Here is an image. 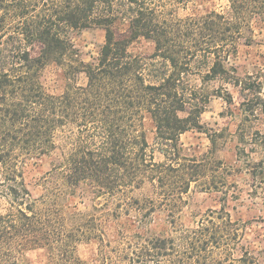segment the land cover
I'll return each mask as SVG.
<instances>
[{
  "label": "trees",
  "instance_id": "16d2710c",
  "mask_svg": "<svg viewBox=\"0 0 264 264\" xmlns=\"http://www.w3.org/2000/svg\"><path fill=\"white\" fill-rule=\"evenodd\" d=\"M185 2L0 0V264H23L38 249L44 264H264V249L242 243L248 222L226 211L235 197L229 185L211 184L220 162L211 169L210 156L188 158L180 145L181 134L203 128L210 98L220 97L238 105L239 163L251 142L259 158L242 163L253 178L264 175V132L255 139L244 127L249 115L264 122V68L239 75L229 64L241 44L254 42L255 27L264 28V0H228L226 14L180 17ZM89 28L103 29L105 39L85 61L71 34ZM139 38L154 44L152 54L129 50ZM53 63L67 80L60 94L42 81ZM193 74L200 87L189 83ZM209 83L218 86L208 90ZM146 116L156 148L146 139ZM56 149L61 158L35 197L24 167ZM205 179L223 195L218 210L193 228L147 233L154 214L178 213L191 185ZM145 187L151 193L136 194ZM86 197L90 206L81 210L76 200ZM90 240L97 253L83 262L76 249Z\"/></svg>",
  "mask_w": 264,
  "mask_h": 264
},
{
  "label": "rangeland",
  "instance_id": "374dc122",
  "mask_svg": "<svg viewBox=\"0 0 264 264\" xmlns=\"http://www.w3.org/2000/svg\"><path fill=\"white\" fill-rule=\"evenodd\" d=\"M228 9V0H187L185 4L179 6L177 13L180 17L204 15L211 11L226 14ZM121 27L124 28V26ZM71 35L85 61L97 56L98 50L105 39V31L101 28L75 31ZM129 50L133 54H152L154 44L151 41L139 38L131 44ZM229 64L237 66L239 75L255 72L258 67L264 68V28L261 25L255 27L254 42L250 45L241 44L236 56L230 58ZM42 81L46 89L55 94L62 93L67 82L62 68L54 63L45 68ZM85 81L84 74L78 75V84L82 85ZM189 83L192 86L200 87V79L195 74L189 76ZM217 86L218 83H209L206 88L212 90ZM232 91L237 100L236 91L233 89ZM237 106L235 104L229 108L222 98L216 96L210 98L201 115L203 128L201 130H189L181 134V153L188 158L201 159L205 155H207L206 158L211 157V164L205 162L211 169L216 168V165L219 164L217 162H220L219 176L214 181L211 179V184L221 181L229 185V194L235 195V197L232 198L231 196L229 198L226 211L230 214L232 220L248 222L242 243L245 246L250 244L257 249H264V175L253 178L250 174L251 171L246 169L244 163H242L249 156L259 158L251 142L244 145V152L240 154L242 162L239 163L237 159L238 146L243 148L242 145L238 144L236 138L237 126L241 119ZM244 127L254 133L253 138H259L258 132L260 134L264 132L263 117L249 115L245 120ZM143 128L149 146L156 148L154 147L155 128L148 116L145 117ZM211 138L215 139L214 146ZM210 149L213 151L211 155L208 154ZM60 158V150L56 149L48 155L32 158L24 167V179L33 196L38 197L44 192V178L53 164L57 163ZM154 159L161 161L163 156L155 150ZM241 164L243 166L240 168ZM203 182L204 180L191 185L190 191L185 195L186 202L178 213L173 215H167L164 212L154 214L152 221L147 225V233L149 235H161L170 234L174 229L193 228L210 211L218 210L221 207L222 193L217 188L207 189L209 181L206 179V183ZM146 193H151V190L146 187L136 192L139 196ZM76 204L78 208L85 210L89 208L90 200L86 197L84 198V204H80L77 199ZM5 205L6 202L0 199V209L4 208ZM172 219L173 222H170ZM97 247L98 244L95 240L84 241L78 244L76 253L83 262H90L97 253ZM45 260V252L38 249L27 252L23 264H44ZM220 264L229 263L221 262Z\"/></svg>",
  "mask_w": 264,
  "mask_h": 264
}]
</instances>
